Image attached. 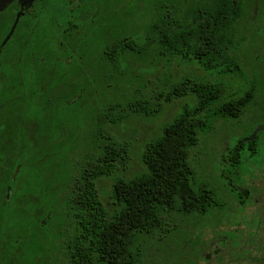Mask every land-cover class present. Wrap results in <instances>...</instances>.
Here are the masks:
<instances>
[{
    "label": "trees",
    "instance_id": "trees-1",
    "mask_svg": "<svg viewBox=\"0 0 264 264\" xmlns=\"http://www.w3.org/2000/svg\"><path fill=\"white\" fill-rule=\"evenodd\" d=\"M136 3L138 7L133 17L128 12L122 16L124 28L106 36L103 45L92 49L88 46L93 53L87 56L88 65H92L89 62L92 59L102 64L103 82L123 79L130 70L129 60L152 67L154 61L163 58V52H167L168 63L175 59L176 62L195 63L212 78H184L179 81L164 78L162 89L156 88L155 93L154 89L147 90L154 93V109L147 107L144 101V106L136 109L141 114L160 112L162 104L169 105L186 96H191L195 102L192 105L182 104L180 111L162 127L159 134L142 145L140 171L132 178L114 179L107 205L98 190V180L110 177L122 165L125 149L110 137L105 138L101 146L98 145L96 141L104 136L96 134L92 143L100 151L79 166L71 182V190L63 199L65 216L74 220V238L69 244L70 264H141L144 238L154 236L156 231L161 232L173 215L196 214L200 208L206 210L207 202L201 200L199 205L195 201L202 192L194 186L189 152L197 145L199 133L205 132L213 118L237 120L255 98V86L246 88L241 97H227L228 87L224 80L229 74L244 73L238 64L240 58L235 53L243 43L239 32V21L244 13L243 0H199L198 3L191 0L185 4L182 22L176 24L181 30L168 31L167 37L164 29L167 19L162 1L136 0ZM98 26L94 23L91 28ZM129 26L134 27V32L128 31ZM198 26L208 27L211 32L201 31L200 28V33H197ZM94 30L88 29L85 38L79 35L73 37V41L91 44L96 39ZM181 31L182 37L179 38ZM77 48L82 50V46ZM259 57L257 53L251 56L252 73L259 72ZM80 60L84 63L83 56L73 58L72 62ZM155 71L154 68L153 72L139 74L153 75ZM84 87L89 91L85 84L72 86V95L63 96L58 104L71 110L80 99L74 92L79 93ZM86 98L87 95L81 100ZM258 118L264 124V115H257ZM250 137L240 140L234 148L241 153L246 147L250 149L255 142V138L247 140ZM241 153L238 159L233 160L241 161ZM231 166L236 167L234 163ZM41 201L43 210L38 212L42 213L39 220L49 217L52 212L47 198ZM24 211L32 210L28 207ZM11 244L16 246L15 241ZM28 245L25 260L33 264L34 257H41L44 250L34 238Z\"/></svg>",
    "mask_w": 264,
    "mask_h": 264
},
{
    "label": "flooded vegetation",
    "instance_id": "flooded-vegetation-1",
    "mask_svg": "<svg viewBox=\"0 0 264 264\" xmlns=\"http://www.w3.org/2000/svg\"><path fill=\"white\" fill-rule=\"evenodd\" d=\"M134 1L0 0V204L3 211L8 210L9 216L18 217L22 210L35 204L34 194L60 191L57 179L63 177L67 181V177L61 175V166L55 162L67 158L72 138L65 132L60 139L56 129L67 125L63 120L70 117L68 111L71 110L58 103L63 96L72 95L69 83L72 78L80 77L85 82L102 80L98 71L88 73L83 69V64L86 66L88 62V44L76 43L73 37L85 38L88 29H98L91 28L97 21L124 15ZM161 1L167 19L164 27L167 37L168 31L181 30L177 25L182 22L185 4L191 0ZM192 1L198 3L199 0ZM243 9L239 31L245 32L248 28L261 36L263 40L258 50L264 49V0H243ZM200 28L196 27L195 31L200 33ZM134 30L133 26L128 27V31ZM201 31L211 32V29L204 27ZM178 37H182V31ZM246 39L243 36V42ZM78 46H82V50ZM79 54L84 57V63L81 60L73 63L72 59ZM162 57L161 61L166 64L167 52H163ZM258 66L259 72L251 73L250 78L244 73L229 74L227 97H241L246 88L255 86V98L249 108L260 114L264 113V56L259 57ZM58 86L63 88L59 90L61 97L55 101L48 99ZM88 92L84 87L74 94L86 96ZM242 139H237L234 145ZM254 141L250 149H243L254 154L257 136ZM230 145L227 144V166L234 163L236 167L227 169V175L222 172V184L195 185L202 192L196 197V203L203 200L208 207L200 208L195 214L198 215L197 226L208 224L212 219L210 214L218 211L223 213L222 217L213 221L217 226L226 227L217 232L203 250H188L186 254L190 256H185L184 264H264V170L237 169L240 161L233 159H238L241 152ZM46 163L50 164L49 179L43 185L40 178ZM68 190H71L70 182ZM48 215L50 217L51 213ZM71 221L74 220L71 218ZM72 230L74 232V225ZM199 237L202 238V233ZM73 238L74 233H70L63 245L66 264H70L69 244Z\"/></svg>",
    "mask_w": 264,
    "mask_h": 264
},
{
    "label": "rangeland",
    "instance_id": "rangeland-1",
    "mask_svg": "<svg viewBox=\"0 0 264 264\" xmlns=\"http://www.w3.org/2000/svg\"><path fill=\"white\" fill-rule=\"evenodd\" d=\"M136 4L134 1L130 11H128V13H132V17L138 7ZM122 16L120 14L116 19L103 17L104 19L101 18L103 20L97 21L99 26L93 33L96 39L88 44L89 49L96 47V45H102V41L107 35L124 28L122 27ZM240 35L246 36L247 41L237 47L235 53L240 58L238 60L239 66L244 74L250 78L253 67L252 54L257 53L260 57L264 56V49L258 50L262 37L255 35L248 28L245 29V32L242 31ZM73 52L75 53L74 49ZM89 53L90 50L87 51V56ZM176 61L177 59L171 60L166 64L161 60L154 61L152 67H146L147 65L144 63L129 60V73L123 79L109 83L96 79L85 82L80 77L72 78L69 82L71 87L85 84L89 93L84 100L81 98L85 95L79 94L80 99L77 100V104L71 107V111H68L70 117L63 120L67 125L64 128L56 129L60 134L57 135L60 139L64 137L65 132H68V136L72 138L69 146L70 152L66 155L67 158H61L55 162L56 165L61 166V175L66 176L67 181L63 177L57 179L56 185L60 184L61 190L56 194H34L37 202L29 206L32 211L26 212L24 211L25 208L18 217L13 214H11L13 217L9 216L8 210L3 211L0 204V264H28L25 257L27 249H29L28 244L31 243L32 238L44 250L41 257H34L33 264H66L63 245L70 233H73L71 227L74 223L71 218L65 216L63 199L69 191V182L71 186L73 178L78 173L79 166L85 159L100 151L95 149L92 143L96 134L97 136L101 134L104 136L96 141L98 145L101 146L103 140L110 137L117 145L125 149L122 165H118L119 167L110 177L98 180V190L102 195L103 203L107 205L114 179L118 177L132 178L140 171L139 154L142 145L159 134L162 127L180 111L182 104L183 106L192 105L195 100L191 96L176 99L169 105L162 104L160 112L153 111L150 115L141 114L136 109L141 105L144 106L142 103L144 101L147 102L145 103L147 107L154 109L155 102L152 100V95L156 92V88H163L162 81L164 78L172 81H179L184 78L196 80L206 77L212 78L195 63ZM89 62L92 65L89 66L87 62L84 66L85 63H82L83 69L86 68L88 73L98 71L100 74L101 69L103 71L102 64H98L95 59L89 60ZM154 68L156 71L153 75L141 76L139 74H148L153 72ZM224 80L227 84V77ZM61 89L63 88L58 86L53 96L51 97L50 94L47 98L54 99V101L58 100L61 97L59 91ZM151 89H154V93L149 92ZM116 105L118 107L114 109ZM257 115H264V113H256L253 108L248 107L237 120L215 117L205 132L199 133L197 145L189 152V161L194 170V186L206 182H211L215 186L222 184L220 182L222 172L227 175V169H233L232 166H227V144H231L230 146L233 147L235 141H238L237 139H246L252 135L256 127L263 124L262 121L260 122V118L257 119ZM257 143L254 154L250 153L249 150H244L241 153L244 156H242L237 169L264 170V131L257 134ZM58 147L56 145V148ZM43 168L44 173L40 180L44 185L49 179L47 173L50 170V164L46 163ZM55 169L58 170V166ZM44 197L47 198L48 203L53 202L51 204L53 208L50 217L39 220L42 213L38 212L43 210L41 200ZM1 201L2 199H0V203ZM36 205L40 208H35ZM221 214L223 213L218 211L211 213L209 217L212 219L208 220L209 223L200 226L196 224L198 223L196 221L198 215L190 214L183 217L173 215L165 223L161 232L156 231L154 236L143 239L141 264H184L185 256L187 255V258L190 256L186 254L188 250H203L204 245L209 243L217 235V232L223 231L226 227L224 225L217 226V223L213 221V219L222 217ZM21 227L22 230H20ZM200 233H202V238L199 237ZM16 240V246H13L11 242ZM16 251L19 253L16 254ZM36 252L41 253L40 251Z\"/></svg>",
    "mask_w": 264,
    "mask_h": 264
},
{
    "label": "water",
    "instance_id": "water-1",
    "mask_svg": "<svg viewBox=\"0 0 264 264\" xmlns=\"http://www.w3.org/2000/svg\"><path fill=\"white\" fill-rule=\"evenodd\" d=\"M264 131V124L259 125L258 127H256V129L254 130V132L252 133L251 137L248 138L247 140H253L255 138V136Z\"/></svg>",
    "mask_w": 264,
    "mask_h": 264
}]
</instances>
